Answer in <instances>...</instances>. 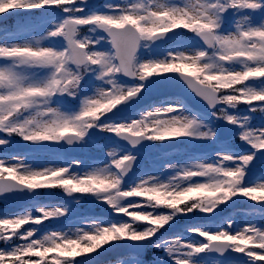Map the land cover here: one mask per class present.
<instances>
[{
	"label": "snow or ice",
	"instance_id": "snow-or-ice-1",
	"mask_svg": "<svg viewBox=\"0 0 264 264\" xmlns=\"http://www.w3.org/2000/svg\"><path fill=\"white\" fill-rule=\"evenodd\" d=\"M3 14L19 19L0 27V146L19 137L27 151L0 158V202H22L0 217V264H103L118 248V264L264 261V120L253 123L264 117V0H124L104 10L88 0H0ZM165 86H183L203 107L183 96L141 106ZM96 133L107 134L103 144ZM157 142L210 151L170 163L166 174L133 176L140 149ZM65 145L95 146L100 158L68 156ZM41 153L52 166L16 158ZM52 189L127 219L93 217L39 236L38 226L71 213L38 201ZM237 197L258 205L242 228L221 207ZM179 217L195 222L169 238Z\"/></svg>",
	"mask_w": 264,
	"mask_h": 264
},
{
	"label": "rangeland",
	"instance_id": "rangeland-1",
	"mask_svg": "<svg viewBox=\"0 0 264 264\" xmlns=\"http://www.w3.org/2000/svg\"><path fill=\"white\" fill-rule=\"evenodd\" d=\"M124 2V0H119V3ZM109 4H114V2H112L111 0H108ZM5 15V14H3ZM17 21L13 22V25L11 27L14 26V24ZM190 35V34H189ZM262 117V116H261ZM255 117V120L253 121V123L255 122V124L259 125L262 120V118ZM12 143L9 144L8 146H0V158H3L7 161H10L13 159V154L11 152L14 150V142L17 140H20L19 137H11L10 138ZM232 142L234 145H237V143H241L238 140V137H232L231 138ZM158 143V142H157ZM247 147V146H246ZM205 149V150H210L208 147H206L202 142H195L194 144H187L186 148H183V152L179 153H172V154H168V155H161V154H153L155 159L158 161V166H155V168H150L148 167V165L146 164V162L142 159L140 160V168L138 173H144V172H155V173H167L170 171V169L167 167L170 163H183L184 161L188 160L189 157L193 156V154H190L189 151L195 150V149ZM108 149H104V155L106 156ZM80 152L82 155H87L88 156H97L98 155V149L95 146H89V148L85 151V150H81ZM17 159H25L29 164H37V163H48L49 166H52L51 163H49V161L53 160V157L51 154L48 153H41L38 156L32 157V156H28V157H24V156H17ZM88 163H92L93 161L91 160H86ZM264 169V165H258L257 171L263 170ZM75 171H80L81 169H74ZM82 202L81 203H76V199L74 201H70L71 205H77L76 208L73 209L74 213H77L80 210H85L88 211L90 209H104V208H108L106 205H101L99 203H92L90 202L89 198L87 197L86 199H80ZM46 204L49 205H57L56 203L53 202H48ZM80 206H82V209L80 208ZM0 217L3 216H11L13 214H15L16 212L13 210V208L11 207H7L5 204H0ZM204 214H200V213H196L195 216L198 217H202ZM225 216L231 215L234 219V221L236 222L237 225H239L241 228L245 226L250 213L248 212V210L243 209L241 206H236L235 208L231 209L228 213L223 214ZM189 216H193V214H189ZM68 217H70V215H68L67 217L64 218H60L58 220H50V221H45L43 223V227H40V231L37 235L42 236L44 235L47 231L49 230H63L65 232H74L76 230V228L78 227H87L88 224H90L92 222L91 217L87 218H82V219H76L75 221L72 222H64L65 220L69 219ZM125 219H127L125 217ZM193 221V222H191ZM58 222V223H56ZM61 222V228H57L55 225H58ZM187 222V223H186ZM195 220L194 219H188L187 221H181V219H178L176 222V226L172 229H169L168 232L165 234L167 235L169 238H172L174 236V233L176 232L175 229H181L183 226L185 225H189L194 223ZM52 225L55 226L56 228L54 229H48V227ZM34 225H25L24 228H31ZM23 230V229H22ZM196 239H199V237H195ZM16 243H23V241H16ZM4 249V248H2ZM255 251H259V250H255ZM155 252V251H154ZM160 255H162L161 253L157 254L155 252L154 256L155 257H159ZM245 260H247V257L244 258ZM106 264H118V261L115 262H110V263H106Z\"/></svg>",
	"mask_w": 264,
	"mask_h": 264
},
{
	"label": "water",
	"instance_id": "water-1",
	"mask_svg": "<svg viewBox=\"0 0 264 264\" xmlns=\"http://www.w3.org/2000/svg\"><path fill=\"white\" fill-rule=\"evenodd\" d=\"M177 93V94H181L183 95L184 97H186L191 103H195V100H194V95L191 94L190 92H188L187 90L185 89H178V88H174V89H169V90H166L164 92H157L155 94H152L149 96V98L145 101V102H142L141 106L144 104V103H147L149 102L150 100L152 99H156L158 97H161L164 93ZM16 204H19V202H16Z\"/></svg>",
	"mask_w": 264,
	"mask_h": 264
}]
</instances>
